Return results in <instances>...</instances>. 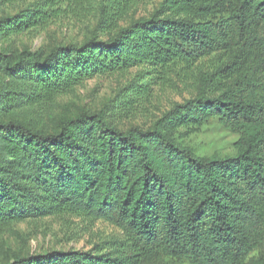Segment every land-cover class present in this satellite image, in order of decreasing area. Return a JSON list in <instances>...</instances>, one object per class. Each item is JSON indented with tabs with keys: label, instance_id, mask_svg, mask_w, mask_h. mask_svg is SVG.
I'll use <instances>...</instances> for the list:
<instances>
[{
	"label": "trees",
	"instance_id": "trees-1",
	"mask_svg": "<svg viewBox=\"0 0 264 264\" xmlns=\"http://www.w3.org/2000/svg\"><path fill=\"white\" fill-rule=\"evenodd\" d=\"M68 1L77 0H0V44L44 27ZM135 1L108 3L119 14ZM263 22L264 0H162L104 40L47 54L0 52V237L64 210L104 218L123 234L105 247L14 255L7 264H151L159 256L264 264L249 258L264 241ZM235 49L227 68L248 56L216 95L207 92L212 75L202 74L192 98L145 129L121 130L105 109L62 118L54 131L20 117L51 110L87 79L131 68L138 70L123 89L147 95V73ZM118 96L131 107L132 98ZM211 118L237 135L233 156H199L173 136Z\"/></svg>",
	"mask_w": 264,
	"mask_h": 264
},
{
	"label": "rangeland",
	"instance_id": "rangeland-1",
	"mask_svg": "<svg viewBox=\"0 0 264 264\" xmlns=\"http://www.w3.org/2000/svg\"><path fill=\"white\" fill-rule=\"evenodd\" d=\"M33 1V0H28ZM162 0H137L123 13L115 12L108 0L68 1L63 11L41 28L28 30L0 44V52L17 56L21 52H41L67 45L80 46L90 39L104 40L117 28L131 20L149 16ZM264 36V22L260 27ZM233 51L219 50L193 62L177 61L175 65L160 73H147L149 93H135L125 85L135 75L137 68L87 79L66 94L57 97L51 110L33 108L23 112L21 119L44 130L54 131L62 118H71L80 112H95L105 109L108 121L124 130L136 126L149 127L162 113L174 104L192 98L196 93L198 78L202 74L212 75L207 92L216 95L222 85L231 80L233 68L248 56L243 51L232 68L226 67ZM160 68L158 67L157 70ZM119 91L132 98L131 107L120 103ZM125 105L129 106L125 102ZM173 136L183 145L189 146L199 156L226 157L236 152L233 144L237 135L224 129L214 119H208L197 129H177ZM120 229L104 218H98L81 210H64L54 215L28 219L14 224L1 237L0 264H7L14 255L26 256L49 251H86L95 245L106 246L113 240L120 241ZM251 261L264 263V241L250 254ZM151 264H189L159 256Z\"/></svg>",
	"mask_w": 264,
	"mask_h": 264
}]
</instances>
